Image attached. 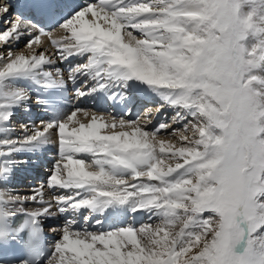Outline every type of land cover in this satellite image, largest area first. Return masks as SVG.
Returning <instances> with one entry per match:
<instances>
[{
    "label": "snow or ice",
    "instance_id": "6c2138e0",
    "mask_svg": "<svg viewBox=\"0 0 264 264\" xmlns=\"http://www.w3.org/2000/svg\"><path fill=\"white\" fill-rule=\"evenodd\" d=\"M10 8L0 264H264V0H5L0 18ZM149 105L170 115L149 127ZM50 149L46 182L13 191L21 154Z\"/></svg>",
    "mask_w": 264,
    "mask_h": 264
},
{
    "label": "bare ground",
    "instance_id": "6f19581e",
    "mask_svg": "<svg viewBox=\"0 0 264 264\" xmlns=\"http://www.w3.org/2000/svg\"><path fill=\"white\" fill-rule=\"evenodd\" d=\"M19 2L22 3V0H19ZM16 10H17V9H16ZM56 34H57V33H56ZM54 38L59 39L60 36H59V35H55ZM22 42H23V39L20 40L18 44L13 43L12 46H11V48H12L13 46H16V45L18 46V45H19L20 43H22ZM14 44H15V45H14ZM51 51H52V50H51ZM62 68H63V67H62ZM152 107H153V106H152ZM154 109H155V107H154ZM155 110H156V109H155ZM166 110H167V109H166ZM167 111H168V110H167ZM134 112H135V110H134ZM163 114H164V113L162 112L161 115H163ZM32 117H33V114H31V115L29 116V118H30L31 120H32ZM157 119H159V118H157ZM154 120H155V116L152 115V120H151V121H146L145 119H142V120H141V121H142L141 123H147L149 127H152V126H153V123H154ZM12 126H13V128H14L13 135H19V131L17 130V129H18V126H19V125H18V121L15 120ZM21 156L29 161L28 163H26V164H24V165H29V164H32V163H33V162H32V159L29 157L28 154H26V153H22ZM46 156H47V155H44V156L42 157V159L45 160V159H46ZM48 169H49V167H48Z\"/></svg>",
    "mask_w": 264,
    "mask_h": 264
},
{
    "label": "rangeland",
    "instance_id": "374dc122",
    "mask_svg": "<svg viewBox=\"0 0 264 264\" xmlns=\"http://www.w3.org/2000/svg\"><path fill=\"white\" fill-rule=\"evenodd\" d=\"M4 4H5V0H0V5H4ZM6 19L14 20L13 14H12L11 12H9V15H8L7 17H2V18H0V29L10 27V25L4 23V20H6ZM55 35H59V34H58V33H57V34L55 33ZM14 45H15V44H14ZM11 46H12V45H11ZM3 47H4L3 45H0V50H2ZM12 49H14V50H23V51H25V52L28 51V50L25 48V40H23V42L20 43L18 46H17V45H16V46H13ZM161 116H163V115H161ZM105 118H106V119H110L108 116H105ZM162 118H164V117H162ZM142 119H143V117H142ZM142 119H141V120H142ZM155 121H156V119L154 120V122H155ZM159 121H161V119L157 120V122H159ZM141 122H142V121H141ZM157 122H156V123H157ZM153 124H154V123H153ZM19 135H20V133H19ZM161 138H165V137H161Z\"/></svg>",
    "mask_w": 264,
    "mask_h": 264
}]
</instances>
